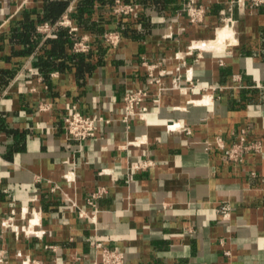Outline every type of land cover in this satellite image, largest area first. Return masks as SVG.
<instances>
[{
  "label": "crops",
  "instance_id": "crops-1",
  "mask_svg": "<svg viewBox=\"0 0 264 264\" xmlns=\"http://www.w3.org/2000/svg\"><path fill=\"white\" fill-rule=\"evenodd\" d=\"M124 1L143 9L131 28L100 0H0L6 264H96V239L127 264H264V5L197 0L205 11L192 22L186 0ZM48 11L36 25L66 15L87 52L73 49L68 25L15 35ZM222 26L230 36L208 45ZM108 29L121 31L116 47L101 38ZM141 87L147 113L125 123L123 94ZM73 107L97 122L80 147L63 129ZM242 128L262 146L231 161L217 140L230 145ZM7 215L17 228L34 216L40 235L4 228Z\"/></svg>",
  "mask_w": 264,
  "mask_h": 264
},
{
  "label": "built area",
  "instance_id": "built-area-1",
  "mask_svg": "<svg viewBox=\"0 0 264 264\" xmlns=\"http://www.w3.org/2000/svg\"><path fill=\"white\" fill-rule=\"evenodd\" d=\"M197 0H186L185 8L188 12L189 19L192 22H198L202 19L205 11V7L202 4H196ZM251 7H258L264 5V0H248ZM111 11L115 17H121L126 15H135L138 10V4L135 2L124 1V0H112ZM68 25L69 32L74 35L75 39L72 47L75 51L87 52L89 45V38L87 35H76L77 27L70 25L69 18L64 15L61 19L56 21L54 24L49 22H42L37 25L36 30L43 34L45 37H55L58 26ZM121 31L119 29H108L102 32L101 38L104 42L109 44L111 47H116L121 40ZM148 95L145 87L128 90L123 94V116L122 121L128 123L134 117H140L147 113V108L143 105L144 100ZM155 102L158 101V97L153 99ZM43 109V108H42ZM63 129L67 138L74 141L79 147L83 142L95 135L97 130L96 119L81 112L79 109L73 107L63 117ZM248 129L242 128L237 136V140L226 145L223 140L218 138L217 145L222 148L227 159L231 161H240L243 153L254 151L259 152L261 149V141L258 139L247 138ZM147 161H139L135 168H141L147 166ZM104 191L103 187L97 189L92 193V197L88 200L91 205H94L92 199L99 196ZM230 204L226 201L221 202L217 206V211L221 217L227 219L230 213ZM95 211V210H93ZM83 215V212H79ZM1 225L4 228H13L18 233L22 231L27 235H40V231L36 228L38 225L37 220L33 217L28 218L27 222L21 225L19 228L15 225L13 227L12 215L5 216ZM93 247L98 254V260L96 264H127L124 253L117 248L109 247L102 243V241L96 239L93 242ZM7 257L3 249H0V264H6ZM22 264H44L42 261L37 259H31L26 257L22 260Z\"/></svg>",
  "mask_w": 264,
  "mask_h": 264
},
{
  "label": "trees",
  "instance_id": "trees-1",
  "mask_svg": "<svg viewBox=\"0 0 264 264\" xmlns=\"http://www.w3.org/2000/svg\"><path fill=\"white\" fill-rule=\"evenodd\" d=\"M87 1H90V0H84V2H86V3H87ZM100 1L101 2L104 1V2H107L109 4L112 2V0H100ZM143 1H154V0H143ZM85 4H81V5H85ZM50 5L53 7V9L54 8L58 9V10L54 9L55 11H59V9L61 8L62 5H63V7L65 6V3H61V2L57 3V4L51 3ZM52 13L53 12L48 11V12H46V14L43 15L42 18H37L35 20L33 18L26 19L25 29L22 31H19V33H16L15 35L17 36V34H18V37L20 39H23L24 41H27L30 37L36 36L35 34L38 32L36 30L37 22H39L43 19L44 20L45 19H48V20L52 19V17H54ZM142 17H143V9L141 7V8H139V10L136 12L135 15H126V16L119 17V22L121 24L123 23V25H125L126 27L131 28L133 26V24L140 22L142 20ZM50 21H48V22L52 24L53 20L51 22Z\"/></svg>",
  "mask_w": 264,
  "mask_h": 264
},
{
  "label": "bare ground",
  "instance_id": "bare-ground-1",
  "mask_svg": "<svg viewBox=\"0 0 264 264\" xmlns=\"http://www.w3.org/2000/svg\"><path fill=\"white\" fill-rule=\"evenodd\" d=\"M230 36V35H229ZM228 34L225 32L224 34L223 33H219L218 34V37L213 40V41H209L208 45H220L224 39L226 37H229ZM202 42V41H201ZM223 44V43H222ZM215 47H219V46H215ZM37 220V219H36Z\"/></svg>",
  "mask_w": 264,
  "mask_h": 264
},
{
  "label": "rangeland",
  "instance_id": "rangeland-1",
  "mask_svg": "<svg viewBox=\"0 0 264 264\" xmlns=\"http://www.w3.org/2000/svg\"><path fill=\"white\" fill-rule=\"evenodd\" d=\"M224 26H227V25H224ZM224 26H222V27H219V28L217 29V31H216V32L220 33V32L223 30L222 28H223Z\"/></svg>",
  "mask_w": 264,
  "mask_h": 264
}]
</instances>
